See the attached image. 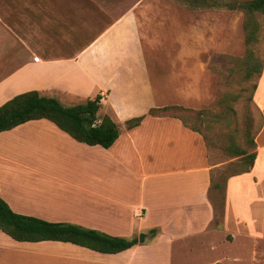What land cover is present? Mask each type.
Returning a JSON list of instances; mask_svg holds the SVG:
<instances>
[{
	"label": "crops",
	"instance_id": "1",
	"mask_svg": "<svg viewBox=\"0 0 264 264\" xmlns=\"http://www.w3.org/2000/svg\"><path fill=\"white\" fill-rule=\"evenodd\" d=\"M142 3L0 0V106L33 90L64 106L101 95L99 115L108 114L120 128L108 149L80 143L47 119L0 133V160L29 171L23 176L28 212L17 210L22 204L12 195H0L21 214L147 237L126 251L104 254L67 242H18L0 230V264H174L182 253L198 264H238V250L230 249L235 242L258 247L264 241V129L256 137L252 169L227 181L218 223L203 136L179 118L148 114L170 105L151 77ZM22 47L27 60L4 74V60L20 58ZM263 80L254 94L262 113ZM142 115L139 126L128 128V120ZM10 155L28 157V163Z\"/></svg>",
	"mask_w": 264,
	"mask_h": 264
},
{
	"label": "rangeland",
	"instance_id": "2",
	"mask_svg": "<svg viewBox=\"0 0 264 264\" xmlns=\"http://www.w3.org/2000/svg\"><path fill=\"white\" fill-rule=\"evenodd\" d=\"M138 1L140 0H131V3L134 5ZM141 1L143 7L138 13L145 35L144 46L151 77L166 104L183 107L180 110H170L167 114L180 118L188 128L198 129L204 138L208 148V164L213 167L211 198L219 215V223L225 189L224 184L219 189L214 188L213 184L221 180L222 175H229L242 168L240 160L232 158L225 151L230 132H234L237 141L246 146L244 136L248 119H252L251 132L254 138L264 129V113L256 106L254 97L253 100L249 99L255 94L253 86L257 85L258 88L264 69L261 76L257 75L250 81H244L241 72H232L234 59H243L247 49L243 28L244 14L241 10L192 7L186 0ZM259 22L260 41L254 49L264 62V15L259 16ZM21 54L18 59L8 57L4 60V74L27 60L23 47ZM230 94H237L238 99L221 105L220 100ZM259 94L260 100L264 102V80ZM263 141L264 136L260 139L261 143ZM10 158L26 159L25 162L28 163V157L10 155ZM21 170L12 161L0 160V190L4 195H12V198L15 197L14 201L22 204V207L14 204L19 212H28L30 188L26 183L28 179L23 176L27 174L28 177L29 171ZM22 192L25 194L22 195ZM136 222H140L138 218ZM146 230L147 226L137 234ZM125 237L131 239L132 235ZM258 243L256 247V243L251 241H239L230 247L240 254L241 261L238 264H264V241L260 240ZM255 248H260L261 251H257V256H252ZM182 254V259L178 260L176 257L174 264L201 262L193 260L189 253ZM125 258L123 256L117 260ZM212 258H215L214 253Z\"/></svg>",
	"mask_w": 264,
	"mask_h": 264
},
{
	"label": "trees",
	"instance_id": "3",
	"mask_svg": "<svg viewBox=\"0 0 264 264\" xmlns=\"http://www.w3.org/2000/svg\"><path fill=\"white\" fill-rule=\"evenodd\" d=\"M186 3L192 7H224L230 10H241L244 14L243 28L247 49L243 59H234L235 66L232 68V72H241L244 81H250L255 76L262 75L264 62L255 53L254 46L260 41L261 25L259 16L264 15V0H249L245 2L236 0H186ZM253 89V93H255L257 85H254ZM253 97L254 94L249 99L253 100ZM237 99V94L225 95L220 100V104L224 105L227 101H236ZM101 108V95H97L95 98L88 99L84 103L75 106H64L56 98L44 96L39 91H27L16 95L0 106V133L12 130L32 120L47 119L80 143L108 149L119 138L120 128L108 114L99 115ZM173 109L180 110L183 107L173 105L151 108L148 114L153 116L168 115L167 113ZM145 117L146 115H142L128 120V128L139 126ZM97 121H100V123H96ZM251 122L252 119H248V127L244 136L246 146H242L234 136V132H230L229 143L225 147V151L229 156L240 160L242 168L236 172L229 173V175H222L221 180L213 184L214 188L219 189L224 184L226 191V184L229 178L249 172L254 166L257 157V143L256 138L252 136ZM190 129L200 132L192 127ZM0 230L18 242H67L104 254H117L139 244V238L129 239L113 236L72 223L53 222L18 213L12 209L1 195ZM156 232V230H152L150 234L154 236Z\"/></svg>",
	"mask_w": 264,
	"mask_h": 264
},
{
	"label": "water",
	"instance_id": "4",
	"mask_svg": "<svg viewBox=\"0 0 264 264\" xmlns=\"http://www.w3.org/2000/svg\"><path fill=\"white\" fill-rule=\"evenodd\" d=\"M146 238H147V237L145 236L144 233L141 234L140 237H139V242H142V243L145 242V241H146Z\"/></svg>",
	"mask_w": 264,
	"mask_h": 264
},
{
	"label": "built area",
	"instance_id": "5",
	"mask_svg": "<svg viewBox=\"0 0 264 264\" xmlns=\"http://www.w3.org/2000/svg\"><path fill=\"white\" fill-rule=\"evenodd\" d=\"M96 123H100V121H97ZM140 216H141V213H140Z\"/></svg>",
	"mask_w": 264,
	"mask_h": 264
}]
</instances>
